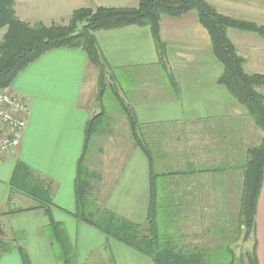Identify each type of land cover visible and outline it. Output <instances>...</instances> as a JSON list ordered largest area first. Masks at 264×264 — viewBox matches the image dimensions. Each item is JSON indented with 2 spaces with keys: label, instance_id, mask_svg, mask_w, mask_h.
<instances>
[{
  "label": "crops",
  "instance_id": "1",
  "mask_svg": "<svg viewBox=\"0 0 264 264\" xmlns=\"http://www.w3.org/2000/svg\"><path fill=\"white\" fill-rule=\"evenodd\" d=\"M207 1L221 13L264 24L260 0ZM138 2L14 0V9L32 25L63 24L81 7ZM160 28L167 68L149 26L95 32L108 64L106 83L135 114L147 152L121 102L120 114L102 110L106 118L84 157L94 175L91 209L145 224L153 206L161 230L178 250L244 254L246 231L238 229L244 165L254 130L257 136L260 130L219 82L223 65L197 12L162 15ZM228 35L245 58V70L264 74V36L236 28ZM98 79V68L82 48L59 47L33 60L10 86L26 100L30 115L20 147L0 162V264H25V257L28 264H65L64 255L72 256V264H158L78 213L75 179L86 124L97 114L91 102ZM257 89L264 94V85ZM39 198L51 203L40 206ZM250 235L258 264H264V179Z\"/></svg>",
  "mask_w": 264,
  "mask_h": 264
},
{
  "label": "trees",
  "instance_id": "2",
  "mask_svg": "<svg viewBox=\"0 0 264 264\" xmlns=\"http://www.w3.org/2000/svg\"><path fill=\"white\" fill-rule=\"evenodd\" d=\"M14 5V0H0V29L7 28L0 41V88L11 86L16 76L33 60L44 52L59 47L82 48L98 68L99 86L104 88L108 64L98 45L95 32L132 24L150 27L160 61L167 68L166 43L162 39L160 28L162 15L180 17L187 12L196 11L199 22L210 34L213 53L223 65L219 82L247 108L256 125L263 132L260 143L248 149L238 221L240 234L243 230H249L250 233L254 231L257 203L264 179V94L257 89L264 85V74L249 73L245 70V58L237 51L228 35V29L236 28L264 36V24L221 13L207 0H139L136 6L128 7L103 5L96 8L81 7L73 12L65 24L40 23L35 26L21 20L16 14ZM114 91L125 107L138 144L147 152V148L140 142L136 133L138 123L135 114L125 104L118 91L116 89ZM106 115L105 111L97 113L87 122L85 128L84 150L78 161L75 179L78 213L83 219L108 236L150 256L158 264H236V262L258 264L255 244L251 250H245L237 260L232 249L229 251L230 255L221 258L178 250L171 238L161 230L153 206L150 207L145 224L130 221L107 209L94 212L91 209L89 196L91 178L94 175L84 164V157L91 137L99 130ZM39 200L42 203L40 206L51 203L50 198H39ZM3 241L4 235L0 230V244ZM71 257L64 255L65 264H72ZM24 260L25 264H28L26 257Z\"/></svg>",
  "mask_w": 264,
  "mask_h": 264
},
{
  "label": "built area",
  "instance_id": "3",
  "mask_svg": "<svg viewBox=\"0 0 264 264\" xmlns=\"http://www.w3.org/2000/svg\"><path fill=\"white\" fill-rule=\"evenodd\" d=\"M30 108L24 98L10 87L0 88V162L21 145Z\"/></svg>",
  "mask_w": 264,
  "mask_h": 264
},
{
  "label": "rangeland",
  "instance_id": "4",
  "mask_svg": "<svg viewBox=\"0 0 264 264\" xmlns=\"http://www.w3.org/2000/svg\"><path fill=\"white\" fill-rule=\"evenodd\" d=\"M244 1H247V0H244ZM260 1H261L260 3L264 4V0H260ZM245 3H247V2H245ZM70 18H71V16H70ZM69 19H68V21H69ZM40 23H42V22L35 23V24H33V26H35L37 24H40ZM42 24H44V23H42ZM58 24H62V23H58ZM63 24H65V23H63ZM46 25H51V24H46ZM6 31H7V28L6 27H3V28L0 29V41L3 39V36H4V34H5ZM1 33H3V35H1ZM249 60L251 61V56H250ZM106 81H107V79H105V85L103 86L104 88H102V87L99 86L94 91V95H93L92 102H91V104H92L91 106H92L93 113L96 114V113H98V112H100L102 110H105V108H106V110H108V112H113L114 111L116 114H120L119 111H120V105H121V103L118 100V98L116 97L114 90L112 88H110V86L108 85V83H106ZM9 87H3L1 89H6V88H9ZM112 115H113V113H112ZM253 121H254V119H253ZM253 123H254V125H256L255 121ZM257 129L260 130L259 127L256 128V130ZM254 132L256 133L255 130H254ZM255 133H254V141H255L254 142V145H257L261 141V138L263 136V132L260 130L259 136H257V134H255ZM254 145H252V146H254ZM253 240L254 239H253L252 235H250L249 238L244 242V245L242 247L243 250H251L252 246L255 243V241H253ZM237 254H238V256H237ZM240 255H241V250H236V260L239 259L238 257ZM219 258H221V257H219ZM236 264H237V262H236Z\"/></svg>",
  "mask_w": 264,
  "mask_h": 264
},
{
  "label": "water",
  "instance_id": "5",
  "mask_svg": "<svg viewBox=\"0 0 264 264\" xmlns=\"http://www.w3.org/2000/svg\"><path fill=\"white\" fill-rule=\"evenodd\" d=\"M250 231L246 230L245 235H244V241H246L249 237Z\"/></svg>",
  "mask_w": 264,
  "mask_h": 264
}]
</instances>
